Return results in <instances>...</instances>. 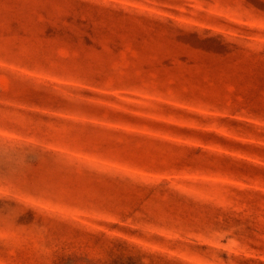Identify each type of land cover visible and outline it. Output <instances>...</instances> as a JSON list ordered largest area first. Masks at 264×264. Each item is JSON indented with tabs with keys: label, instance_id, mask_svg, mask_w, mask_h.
I'll return each mask as SVG.
<instances>
[{
	"label": "rangeland",
	"instance_id": "1",
	"mask_svg": "<svg viewBox=\"0 0 264 264\" xmlns=\"http://www.w3.org/2000/svg\"><path fill=\"white\" fill-rule=\"evenodd\" d=\"M0 264H264V0H0Z\"/></svg>",
	"mask_w": 264,
	"mask_h": 264
}]
</instances>
